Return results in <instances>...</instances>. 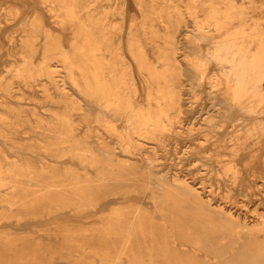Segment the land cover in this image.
<instances>
[{
	"label": "bare ground",
	"instance_id": "6f19581e",
	"mask_svg": "<svg viewBox=\"0 0 264 264\" xmlns=\"http://www.w3.org/2000/svg\"><path fill=\"white\" fill-rule=\"evenodd\" d=\"M0 7L6 22L22 21L17 37L0 27V203L103 220L101 264H264V0ZM170 147L187 165L206 159L191 175L215 171L223 200L195 178L154 171Z\"/></svg>",
	"mask_w": 264,
	"mask_h": 264
},
{
	"label": "rangeland",
	"instance_id": "374dc122",
	"mask_svg": "<svg viewBox=\"0 0 264 264\" xmlns=\"http://www.w3.org/2000/svg\"><path fill=\"white\" fill-rule=\"evenodd\" d=\"M3 7H0V27L3 28L6 35L18 36L19 29L21 26V20L17 19L15 21L6 22L4 17ZM47 25L50 28H54V25L51 24L49 18L46 20ZM58 30V29H56ZM181 36L179 40L183 39L185 34V29L179 31ZM65 36V42L68 44L70 42V32H60ZM3 45H5L6 40L3 38ZM7 51V45L3 48H0L1 52L5 53ZM5 59V58H4ZM5 62L0 59V64ZM4 65H8L5 63ZM4 65L1 67L4 68ZM184 99L186 102L192 97L190 93H185ZM200 98V97H199ZM206 98L204 97V101ZM35 105H29V109L34 108ZM38 108V107H37ZM39 111V110H38ZM40 112L43 114L45 110L40 109ZM202 142V138L198 141ZM148 147V146H146ZM174 148H169L170 153L160 155V159L154 161V165L157 166L154 168V171H160L164 169V172L168 177H173L175 175H180L182 178L192 176L194 171L198 174L199 171L204 169L203 167L196 168L193 167L195 163L207 164V160L204 159L202 162L199 160L192 161V164L187 165V161H180V155H174ZM159 165V167H158ZM196 168V170H193ZM193 170V171H192ZM215 171L209 173L205 176V179L201 181L200 177L196 176V183L199 185L203 183L205 191L213 190L212 199L215 201L223 200L224 187L222 182L218 179ZM25 186H27L25 184ZM131 186V185H130ZM31 189H36V186L30 187ZM8 190L2 189V196L6 195ZM29 197L25 200H22L21 203L31 204L32 203V194L26 193ZM133 203L141 204L146 210H154L153 202L147 198L146 201L140 200L137 194L131 195ZM20 204V203H19ZM255 207V206H254ZM253 206L246 205L244 212H248L249 215L253 214ZM63 212H67L66 210ZM106 213V212H105ZM105 214L103 213V216ZM253 216V215H252ZM250 218V217H249ZM160 216H156V224H160ZM105 227L103 220H98L96 218L79 221L76 219L70 218H60L47 216L46 210L44 207L41 208H24L14 206L9 208L7 204L0 203V236L3 237V241H0V264H101L99 257L95 256L93 252L96 250H101V242L97 240L96 236L97 230H102ZM108 242V239H105ZM104 240V242H105ZM3 244H8L9 248L3 247ZM104 247V245H103ZM102 247V248H103ZM177 253L182 257L190 255L194 260L202 263L205 260V254L203 250L196 249L187 243L176 242V245L173 247ZM34 252H39L36 257L31 256L30 254ZM3 253V254H2ZM17 253L23 258H35L34 261L21 262V260L10 263L7 262L10 255L4 257V254H13L14 256ZM30 256V257H29ZM3 257L6 259H3Z\"/></svg>",
	"mask_w": 264,
	"mask_h": 264
}]
</instances>
